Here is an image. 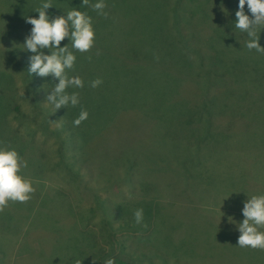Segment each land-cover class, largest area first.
I'll list each match as a JSON object with an SVG mask.
<instances>
[{"label":"rangeland","instance_id":"374dc122","mask_svg":"<svg viewBox=\"0 0 264 264\" xmlns=\"http://www.w3.org/2000/svg\"><path fill=\"white\" fill-rule=\"evenodd\" d=\"M25 1L0 0V146L27 161L21 175L35 191L0 212V264H100L115 256L135 264H264L246 253L259 251L237 246L244 202L264 194V54L249 50L247 33L235 27L238 0H164L166 27L164 9L144 25L81 0L95 42L85 53L61 42L76 56L68 75L84 86L68 88L80 103L60 109L46 99L58 81L28 72L26 18H38L41 6ZM50 8L52 19L65 7ZM245 13L251 17L247 5ZM104 21L132 24L135 34L104 33ZM182 34L197 50L189 69L158 54L161 38ZM258 42L264 47V29ZM198 52L208 57V83ZM97 78L103 82L92 88ZM82 108L88 118L74 126ZM164 252L175 256L162 259Z\"/></svg>","mask_w":264,"mask_h":264},{"label":"clouds","instance_id":"9594fccd","mask_svg":"<svg viewBox=\"0 0 264 264\" xmlns=\"http://www.w3.org/2000/svg\"><path fill=\"white\" fill-rule=\"evenodd\" d=\"M82 4L89 5V0H82ZM245 5L251 17L245 13ZM104 0H97L91 7L101 15H107ZM52 7L50 0L42 3L36 10L38 18L27 17L26 22L32 25L30 35L25 38V48L33 53L29 57L30 74L44 78L51 76L58 83L48 93L47 101L54 105L55 109L66 107L69 104L76 106L80 103L79 94H69L67 89L82 88L84 82L79 76H69L68 71L74 69L76 56L67 45L60 47L61 42L68 38L71 48L80 53L89 52L95 42V31L92 19L86 13L73 8L66 15L49 18L46 10ZM235 27L247 33L246 47L249 50L264 54V47L259 44V32L264 29V0H238V10L235 12ZM259 30V32H258ZM43 49H48L50 54H44ZM98 54V53H97ZM91 59V57H89ZM97 78L90 82L92 88L102 84ZM88 111L81 109L79 116L73 121L74 126H79L88 118ZM27 167V161L23 160L18 152L7 146H0V212L8 206L9 202L26 203L31 199L35 189L30 178L21 175L22 168ZM244 217L239 224V237L237 245L241 248L264 250V194L253 195L242 209ZM137 224L143 220V209L134 212ZM105 264H115L114 259L109 258Z\"/></svg>","mask_w":264,"mask_h":264},{"label":"trees","instance_id":"16d2710c","mask_svg":"<svg viewBox=\"0 0 264 264\" xmlns=\"http://www.w3.org/2000/svg\"><path fill=\"white\" fill-rule=\"evenodd\" d=\"M32 1H34V0H27V1H25V2H32ZM51 1H56V0H50V2ZM58 1H61V2H63V3H58V4H54L52 7H55V6H57V5H59L60 7H65L63 10H62V12H61V15H65V14H67L66 12L67 11H70V10H72L73 8H75L76 10H79V11H81V12H84L85 10H84V8H82L81 7V5H80V2H81V0H58ZM44 2H46V0H38L37 2H36V7H39V6H41L42 5V3H44ZM97 2V0H90V5H88L87 7L88 8H90V9H92V7H91V5L92 4H95ZM131 4L129 5V0H104V3L106 4V5H112V6H114V7H116L117 9H118V11L121 9V11H120V13L121 14H125V15H127V16H130V15H128L129 13L131 14V18H133V19H135L136 20V22H138V23H140V22H143L144 23V25H148V20L149 21H151V20H153L154 18H155V16H157L156 14H158V12L160 11V10H162V9H164L165 10V12L163 13V14H161V15H159V16H163V19H162V25H161V27H166V26H168V25H166L165 26V23H168L167 21H168V17H169V11H170V9H169V11H167L166 9L168 8V4L166 5V3H165V1L164 0H149L148 1V3L146 2V0H131ZM140 2H142V3H144L145 4V6L144 7H139V5H137V3L139 4ZM229 3V2H228ZM18 4V3H17ZM204 4H207V0H205V2H204ZM226 3H224V5H225ZM173 6H177V3L175 2L174 4H173ZM213 6H215V5H213ZM228 6H229V4H227V8H228ZM15 7H17V6H14L13 8H15ZM216 8H219V7H217V6H215ZM124 8H126V9H129V11L128 12H126L125 11V9ZM47 11V10H46ZM49 13H47V14H54L55 12H56V10H54V12H52L53 11V9L52 8H50L49 10ZM221 12V11H220ZM227 17L225 16V19H224V21H222V22H224L225 24H228V26H229V23H230V20H232V18H234V16H232V14L230 13V11H229V9H227ZM85 13H86V11H85ZM90 13V12H89ZM87 14V13H86ZM158 16V17H159ZM166 21H165V20ZM101 25H103L104 27H107V29H106V31L104 32V33H108V32H110V30H111V32H113V33H115L114 31L116 30V34H115V36L116 37H120V38H122L123 36H119V33L120 34H123V35H134L135 34V32L131 29L132 28V24H127V25H117V24H112V23H110V22H107V21H104L103 23H101ZM110 27V28H109ZM123 28H128V30H127V32H125L124 30H123ZM175 28H177V27H175ZM233 29V28H232ZM163 30H165V29H163ZM124 32V33H121V32ZM235 31V30H234ZM132 32V33H131ZM161 36L162 35V30H161V28H160V30H159V32H158V35L157 36ZM166 35H169V34H166ZM227 35L228 36H235V33L233 32V33H227ZM119 38V39H120ZM158 39H160L159 37H158ZM191 39V34L190 35H185V34H182L181 36L179 35L178 36V38L177 39H174V38H172V36L170 35V36H166L165 38H161L160 40H162L163 41V46H162V52L160 51L158 54L159 55H161L162 54V59H161V61L163 60V58L164 57H170V58H175L176 59V61L178 62V64H182V66H183V68H186V69H189V68H191V66H192V64H193V58L189 55V54H194V53H197V50H192L193 48H188V43H189V40ZM129 43H131V44H133L134 42L132 41V42H129ZM104 46H106V48H108L109 49V47H111V48H113L114 47V41H112V40H105L104 41ZM131 46V45H130ZM129 46V47H130ZM165 46H170V47H172V51L175 49L176 50V53H173V54H171V55H169L168 53V49H165L164 47ZM174 48V49H173ZM179 48L181 49L180 51L181 52H179ZM107 50V49H106ZM105 50V51H106ZM198 54H199V52H198ZM178 56V59L180 60L181 59V61L182 62H180V61H178V59L175 57V56ZM173 56V57H172ZM170 61H173V63H172V65L174 66V62H175V60H170ZM202 61H207L208 62V57L206 56V57H204V56H201L200 54H199V59L197 60V65H198V67L201 69V70H203V74H204V78H205V80H206V83H208V70H206V67H203V63H202ZM117 65H119V63L117 64ZM224 65H225V63H224ZM223 65V66H224ZM227 65V64H226ZM226 67H229L228 65L226 66ZM139 67H137V69H138ZM205 68V69H204ZM229 68H231V67H229ZM233 68V67H232ZM224 69H225V66H224ZM235 69H237V68H235ZM129 70H134L133 68H130ZM134 71H136V70H134ZM206 101H208V99H206V98H204V99H201V102H203V103H205ZM192 108V107H191ZM193 109V108H192ZM197 109V108H196ZM197 111H198V109H197ZM200 111V110H199ZM192 114H193V112H192ZM203 114H205L203 111H201L200 113H199V116L200 115H203ZM193 119V118H192ZM191 119V120H192ZM188 121H190V119H188ZM188 121H186V123L188 122ZM169 153V152H168ZM89 166V165H88ZM88 166H86L85 168L86 169H88V170H90L91 171V168H90V166L88 167ZM130 170V169H129ZM238 246V245H237ZM238 248H239V246H238ZM245 248V247H244ZM244 248H242V250L241 251H245L244 250ZM251 251H259L260 253H257V252H255V253H250L249 251L247 252L246 251V253H248L252 258H253V256L255 255V256H258V259L259 260H264V250H260V249H252ZM171 254H175V253H172L171 252ZM175 255H169V254H167L166 252H164V254H160V257L162 258V259H165V258H167V260H169V259H172L173 257H174ZM176 257H178V256H176ZM179 258V257H178ZM114 262H115V264H135L134 262H132L131 260H128V259H124L123 257H121V256H115L114 258ZM175 260H178V259H175ZM100 264H105V262H101Z\"/></svg>","mask_w":264,"mask_h":264}]
</instances>
